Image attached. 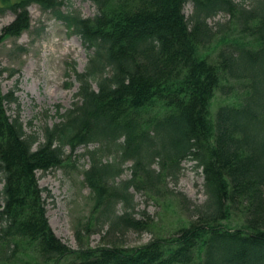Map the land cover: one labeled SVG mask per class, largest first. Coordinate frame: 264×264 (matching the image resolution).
<instances>
[{
    "label": "trees",
    "instance_id": "16d2710c",
    "mask_svg": "<svg viewBox=\"0 0 264 264\" xmlns=\"http://www.w3.org/2000/svg\"><path fill=\"white\" fill-rule=\"evenodd\" d=\"M87 1L95 14L81 18L61 15L64 0H0V14L15 16L0 44L30 28L35 4L91 51L77 74L78 100L41 128V139L19 114L7 115L5 104L16 99L2 94L0 70V264H264V0ZM188 3L194 9L185 16ZM219 12L227 21L209 26ZM216 93L234 98L212 113ZM89 144L97 147L84 153L82 184L91 208L72 249L48 224L37 174L69 167ZM187 159L201 169L205 196L186 202L191 220L137 248L82 244L102 231L116 238L150 229L149 217L134 216L129 191L158 187L167 175L177 180ZM127 162L130 178L121 180ZM231 221L235 228L223 224Z\"/></svg>",
    "mask_w": 264,
    "mask_h": 264
},
{
    "label": "rangeland",
    "instance_id": "374dc122",
    "mask_svg": "<svg viewBox=\"0 0 264 264\" xmlns=\"http://www.w3.org/2000/svg\"><path fill=\"white\" fill-rule=\"evenodd\" d=\"M250 5V0L244 2L245 7ZM193 9L192 3L186 4L183 11L185 16H190ZM27 11L30 28L18 38H7L0 44V70L3 71L1 91L3 95L13 92L16 99V102L5 104L7 115L13 118L16 113L19 114L26 131L35 132L41 139V128L51 127L59 122L58 115L71 109L78 100L80 83L77 74L84 72L91 51L75 32L68 33L61 17H56L51 11H43L35 4L29 6ZM59 11L62 16L74 14L87 18L94 16L96 7L87 0H64ZM13 19L11 11L0 14V35L2 29ZM226 21L227 15L219 12L207 22L209 26L215 27L217 23ZM214 53L212 50V56ZM258 81L259 79L255 81L256 85ZM91 87L93 90L97 89L94 82H91ZM260 87H263V83ZM232 98L233 95L225 97L216 93L211 101L210 111L213 113L219 104H229L233 101ZM95 147L96 144L78 147L70 158L69 167L37 174L39 187L47 191L42 196L48 224L55 236L72 249H78L74 237L75 228L78 223L85 222L91 208L90 190L82 184L81 174L90 165L85 151ZM65 150L66 153L69 152L68 147ZM131 165L132 162L126 163L121 180L130 178ZM152 167L156 172L160 171L157 163ZM202 185L201 169L195 162L183 160L177 180L167 175L158 187L129 191L133 195L134 216L149 217L150 229L143 233L126 231L116 238H104L102 231L100 234H91L82 244L96 247L116 242L123 248L130 249L143 246L155 237H169L178 229L179 224L185 223L187 219L191 220L192 209L186 202L199 205L204 201ZM2 186L0 176V192ZM48 192L50 195L46 194ZM223 224L228 228L237 226L234 221Z\"/></svg>",
    "mask_w": 264,
    "mask_h": 264
}]
</instances>
